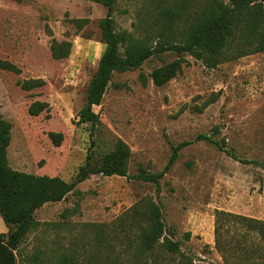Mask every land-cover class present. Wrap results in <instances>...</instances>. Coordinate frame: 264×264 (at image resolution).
I'll use <instances>...</instances> for the list:
<instances>
[{
  "label": "rangeland",
  "instance_id": "obj_1",
  "mask_svg": "<svg viewBox=\"0 0 264 264\" xmlns=\"http://www.w3.org/2000/svg\"><path fill=\"white\" fill-rule=\"evenodd\" d=\"M209 1L115 0L113 27L147 45L179 41ZM165 11L175 13L171 25ZM105 12L93 0H0V59L20 68L18 74L0 69V114L11 125L9 164L71 181L88 154L99 164L121 138L130 148L129 174L158 173L173 145L190 143L158 184L92 174L63 200L42 205L35 211L34 227L15 250V264H57L62 253L72 250L80 254V264L96 254L98 264H118L127 258L123 253L118 257L123 248L118 237L125 244V233L144 222L148 200L159 207L166 235L180 241L186 259L192 264H224L214 247L216 213L264 220V51L214 68L185 53L179 72L161 86L153 83L150 73L176 54L153 55L136 70L115 72L100 104L92 107L98 122L78 123L77 113L104 49L98 20ZM75 19L85 21L78 24ZM52 37L71 43L67 57L51 56ZM28 78H41L44 84L23 90L17 82ZM212 97L215 100L208 103ZM35 101L47 106L31 114ZM49 132L61 134L59 145ZM198 134L249 162L234 159L208 140H196ZM0 220V232H6ZM224 224L227 236L246 230L231 221ZM255 236L246 235L245 248Z\"/></svg>",
  "mask_w": 264,
  "mask_h": 264
},
{
  "label": "trees",
  "instance_id": "obj_2",
  "mask_svg": "<svg viewBox=\"0 0 264 264\" xmlns=\"http://www.w3.org/2000/svg\"><path fill=\"white\" fill-rule=\"evenodd\" d=\"M106 8L105 15L98 20L101 40L104 49L99 57L97 67L89 81L85 103L79 109L78 123L98 122V113L93 105H99L115 72L121 73L139 68L153 55L171 51L176 57L154 68L150 77L153 83L161 86L174 78L184 61L183 54L188 53L200 60L204 66L214 68L218 64L236 59L251 53L264 51V0H210L192 18L185 34L179 41L158 40L154 46L142 43L126 30L115 31L113 27V8L115 0H93ZM169 25L175 20L174 12H163ZM81 24L85 19H75ZM71 43L67 40L50 41L51 56L61 59L68 56ZM122 48V50L120 49ZM0 69L20 73V68L9 60L0 59ZM140 80L146 78L141 73ZM23 90H31L44 84L41 78H28L17 82ZM215 97L208 100L213 102ZM47 104L33 102L29 107L31 114H37ZM10 122L0 114V216L7 227L6 232H0V264H15V250L26 234L35 225V211L48 202H58L74 191L75 186L92 174L105 176L119 175L150 183H159V179L173 165L179 151L190 141L184 140L172 146V151L164 168L158 173L140 170L136 174L127 172V161L130 156L128 144L117 138L111 151L105 153L99 164H93L90 154L78 167L75 177L66 181L57 175H37L20 171L11 167L7 157V147L10 143ZM217 126L215 130H217ZM56 145H59L61 134L49 132ZM196 140L205 139L215 143L236 160L240 159L232 150L225 149L217 141L205 134H198ZM144 222L136 225V230L125 233V244L118 237V245L123 248L118 257V264H192L183 255L179 240H174L165 233L159 207L152 201L145 202ZM231 221L246 230L241 234L227 236L224 222ZM214 247L221 253L224 264H264V220L247 217L231 212L218 211L214 227ZM248 233H255L253 242H245ZM99 234V233H98ZM97 234V239L100 237ZM258 235V236H257ZM189 237L188 232L185 233ZM96 239V240H97ZM97 240V246H100ZM255 240L259 241L255 243ZM251 244V247L248 246ZM80 254L62 253L57 264H80ZM93 255V254H92ZM90 256L82 264H98ZM111 262V263H110ZM114 262L108 260L107 264ZM103 264V261L100 263Z\"/></svg>",
  "mask_w": 264,
  "mask_h": 264
},
{
  "label": "crops",
  "instance_id": "obj_3",
  "mask_svg": "<svg viewBox=\"0 0 264 264\" xmlns=\"http://www.w3.org/2000/svg\"><path fill=\"white\" fill-rule=\"evenodd\" d=\"M0 222H1V220H0ZM4 223V222H3ZM1 224V223H0ZM0 231H4V229H3V225L1 224V226H0Z\"/></svg>",
  "mask_w": 264,
  "mask_h": 264
}]
</instances>
